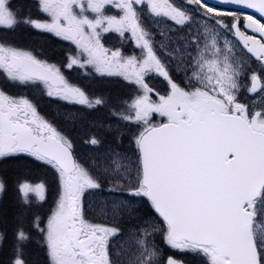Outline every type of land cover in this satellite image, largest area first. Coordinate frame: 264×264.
Masks as SVG:
<instances>
[{"label": "snow or ice", "instance_id": "snow-or-ice-1", "mask_svg": "<svg viewBox=\"0 0 264 264\" xmlns=\"http://www.w3.org/2000/svg\"><path fill=\"white\" fill-rule=\"evenodd\" d=\"M0 264H264V0H0Z\"/></svg>", "mask_w": 264, "mask_h": 264}]
</instances>
